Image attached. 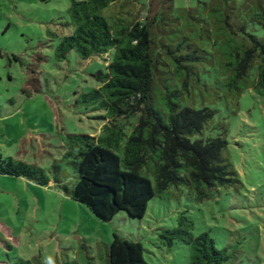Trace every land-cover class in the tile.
<instances>
[{
    "label": "trees",
    "instance_id": "16d2710c",
    "mask_svg": "<svg viewBox=\"0 0 264 264\" xmlns=\"http://www.w3.org/2000/svg\"><path fill=\"white\" fill-rule=\"evenodd\" d=\"M115 1L69 0L65 27L70 31H47L59 37L54 48L59 62L71 52L86 61L106 56L105 70L92 74L100 85L74 103L104 112L108 122L101 134L61 138L73 175L55 161L50 177L44 168L12 156L0 157V173L41 186L56 184L104 222L120 212L142 219L156 196L186 192L199 204L237 189L241 181L230 158L227 125L220 123L219 133L212 134L213 105L237 101L248 89L264 90V0H213L177 13L173 0H124L108 18L104 12ZM12 58L24 64L19 56ZM29 71L22 89L27 97L41 90L36 71ZM130 118L136 122L127 134L121 122ZM158 242L168 249L187 245L188 264L232 263L233 255L210 233L195 234L187 210L178 212L174 227L161 229ZM89 249L82 241L75 258L57 257L55 264H93ZM144 252L140 241L114 232L101 260L149 264ZM11 264L44 262L35 256Z\"/></svg>",
    "mask_w": 264,
    "mask_h": 264
},
{
    "label": "rangeland",
    "instance_id": "374dc122",
    "mask_svg": "<svg viewBox=\"0 0 264 264\" xmlns=\"http://www.w3.org/2000/svg\"><path fill=\"white\" fill-rule=\"evenodd\" d=\"M123 1L113 2L105 15L116 14ZM213 2L173 0L175 13ZM68 6L69 0H0V157L34 163L50 177L55 161L73 175L61 140L66 133L98 136L108 122L103 111L74 106L80 93L100 85L92 74L105 70L106 56L86 61L71 52L66 61L54 58L59 37L47 31H70L65 27ZM29 68L36 71L41 90L27 97L22 89ZM213 107L212 134L219 133L220 123L227 125L229 154L241 181L237 189L222 190L199 204L186 192L174 198L156 196L142 219L120 212L104 222L54 183L41 186L0 173V264L35 256L55 264L57 257L75 258L82 241L95 257L89 261L103 264L105 245L114 232L140 241L149 264H188L187 245L175 243L168 249L158 242L161 229L174 227L182 210L192 216L195 234L208 232L219 248H227L233 255L230 264H264V90L248 89L237 101ZM135 122L122 120L127 134Z\"/></svg>",
    "mask_w": 264,
    "mask_h": 264
},
{
    "label": "built area",
    "instance_id": "2783aa9c",
    "mask_svg": "<svg viewBox=\"0 0 264 264\" xmlns=\"http://www.w3.org/2000/svg\"><path fill=\"white\" fill-rule=\"evenodd\" d=\"M143 2H145V3H148V2H149V0H143Z\"/></svg>",
    "mask_w": 264,
    "mask_h": 264
}]
</instances>
